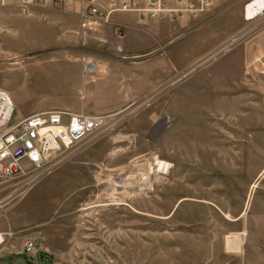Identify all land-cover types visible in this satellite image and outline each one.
<instances>
[{"label": "rangeland", "instance_id": "374dc122", "mask_svg": "<svg viewBox=\"0 0 264 264\" xmlns=\"http://www.w3.org/2000/svg\"><path fill=\"white\" fill-rule=\"evenodd\" d=\"M246 1L213 0L178 26L162 20L159 42L136 31L143 48L128 61L161 60L151 86L100 92L118 105L103 114L108 125L7 197L0 231L37 236L56 264H264V18L245 21ZM0 11V86L17 115L88 103L82 69L115 58L97 38L102 27L45 42L55 21Z\"/></svg>", "mask_w": 264, "mask_h": 264}, {"label": "built area", "instance_id": "2783aa9c", "mask_svg": "<svg viewBox=\"0 0 264 264\" xmlns=\"http://www.w3.org/2000/svg\"><path fill=\"white\" fill-rule=\"evenodd\" d=\"M22 7L76 6L79 15L95 24H106L115 14H134L142 22L194 18L211 8L213 0H1ZM247 22L264 18V0H247ZM10 92L0 86V208L18 189L32 186L74 156L81 146L108 125V115H89L64 109H43L26 116L16 113ZM9 181L11 190L4 191ZM22 236L28 264H37L41 252L37 236L8 227L0 231V246Z\"/></svg>", "mask_w": 264, "mask_h": 264}, {"label": "crops", "instance_id": "0c3cea01", "mask_svg": "<svg viewBox=\"0 0 264 264\" xmlns=\"http://www.w3.org/2000/svg\"><path fill=\"white\" fill-rule=\"evenodd\" d=\"M20 9H12L11 5H5L1 3L0 8H9V11L14 10V12H25L28 10L29 14L32 12H38V16H42L43 19L55 21L58 24L59 30L52 31L51 37L45 39V42H60L65 40L77 39L76 37L69 36L70 31L77 32L79 34L87 32L85 28L95 29L96 26L102 27L101 30L104 34L97 37L107 48L110 49L111 54L115 58H93L94 65L90 72L85 73L82 69L81 81L78 88L81 87L80 92L84 97V91H86L87 96L90 98L88 103H82L80 107L69 106L67 104H58L48 107L39 108L43 109H64L74 112H82L89 115L104 114L108 112H113L118 105H112L111 102H106L101 99L102 95L100 92L114 89L116 92H133L134 90H145L151 85L150 74L152 73L151 68L158 66L161 68V60L159 58L155 59H143L138 62L128 61L129 57L133 54H128L127 51H135L139 48L131 36H135L136 31L148 34L147 31L153 30V37L155 41L159 42L162 39V35L165 34V28L161 29L159 27L163 26L162 20H153L148 22L140 21L136 15L129 13H119L113 15L111 21L106 24H95L92 22L85 21L80 15L79 10L76 6H53L48 5L44 7H34L26 6L22 7L17 5ZM45 10V12H42ZM2 12V11H0ZM1 16V13H0ZM1 18V17H0ZM188 20L193 22V18H183L179 20H166L170 24L176 26L187 22ZM162 21V22H161ZM61 24H64L62 26ZM166 24V23H165ZM87 26V27H86ZM44 41H41L43 43ZM145 43L141 44L142 46ZM126 52V54H125ZM140 55V54H136ZM153 63H151V61ZM163 72H166V66L163 64ZM161 75L160 73L158 74ZM146 80H143L144 78ZM76 84L74 81L73 85ZM15 90V89H14ZM13 92V90H12ZM98 93V94H96ZM122 95V94H121ZM114 106V107H113ZM39 111V110H38ZM36 112V111H35ZM23 242L19 244L6 243L0 246V256H5L10 261L8 264H28L27 260L23 254ZM18 260H22L21 263ZM37 264H56L51 256L44 253L42 250L37 259ZM5 264V263H0Z\"/></svg>", "mask_w": 264, "mask_h": 264}, {"label": "bare ground", "instance_id": "6f19581e", "mask_svg": "<svg viewBox=\"0 0 264 264\" xmlns=\"http://www.w3.org/2000/svg\"><path fill=\"white\" fill-rule=\"evenodd\" d=\"M157 165L159 166V168H164L165 163L164 162H161V161H158L157 162Z\"/></svg>", "mask_w": 264, "mask_h": 264}]
</instances>
